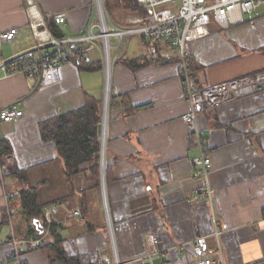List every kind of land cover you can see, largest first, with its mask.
<instances>
[{
  "label": "crops",
  "instance_id": "crops-1",
  "mask_svg": "<svg viewBox=\"0 0 264 264\" xmlns=\"http://www.w3.org/2000/svg\"><path fill=\"white\" fill-rule=\"evenodd\" d=\"M35 3L45 22L69 38L84 32L93 10V0ZM104 3L119 28L147 12L132 0ZM51 16H62L65 24L54 25ZM14 29L15 40L0 45L4 60L33 48L36 41L24 0H0V33ZM190 35L188 64L199 86L264 72V12L227 30L211 22ZM141 41L125 40L111 69L99 188L83 174L68 179L55 142L43 140L40 131L42 122L81 108L89 97L101 102L103 115L106 82L99 53L91 54L90 67L62 65L58 82L48 86L23 75L2 78L0 72V108L16 103L23 110L17 122L0 124L11 170L0 181V264H7L4 255L11 250L3 195L16 191L19 195L7 206L14 211L11 223L18 239L36 238L42 210L63 205L52 214L51 226L60 243L52 245L50 230L44 246L23 249L26 264H67V259L97 264L102 255L112 259L113 248L120 261H127L153 250L149 236L156 238L154 247L163 257L152 264H194L196 236L206 237L215 264L221 259L224 264H264V90L199 115L212 165L207 179L214 190L212 203H206L196 198L202 181L195 178L192 161L199 150L181 121L189 107L177 60L172 55L152 59ZM2 45H7L4 52ZM5 159L2 155L1 163ZM25 192L33 193L34 205L23 198ZM73 209L81 217L71 216Z\"/></svg>",
  "mask_w": 264,
  "mask_h": 264
},
{
  "label": "built area",
  "instance_id": "built-area-1",
  "mask_svg": "<svg viewBox=\"0 0 264 264\" xmlns=\"http://www.w3.org/2000/svg\"><path fill=\"white\" fill-rule=\"evenodd\" d=\"M136 3L146 10L147 14L131 19L130 26L119 28L110 22L104 8V0H93V10L84 32L75 38H56L38 12L35 0H24L28 25L36 43L33 48L9 59L4 60L0 57L2 78L23 75L36 79L40 86H48L58 82L59 67L65 64L89 66L93 63L91 54L98 52L105 75L106 91L112 66L125 40L132 37L141 38L145 53L154 60L174 56L178 66L177 76L189 107L188 112L182 115L181 121L188 127L199 150V155L192 161L197 169L194 176L202 181L196 198L212 203L214 190L207 179L212 170L211 158L198 127V117L205 108L218 107L264 90V72L227 82L199 86L189 69L186 46L192 30L204 28L211 22L227 30L231 26L252 21L264 12V0H136ZM51 18L56 25L65 24L62 16H51ZM17 31L14 29L0 33V45L11 42ZM22 117L23 110L16 103L0 108V124L17 122ZM99 127L98 139L103 146L104 118H101ZM1 157L0 153V181L3 183L4 178L11 174V170L7 156H4L6 158L4 163H1ZM18 195L17 191L3 195L7 224L11 229V250L4 255L7 264H26L21 255L23 249L34 250L44 244L50 235L52 214L63 206L51 205L42 210L43 227L39 237L18 239L11 223L14 211L7 206L9 200ZM103 212L109 224V207L104 194ZM70 214L73 217H81L79 209H73ZM156 241L154 236H149L148 243L153 246V250L127 261H120L113 248L112 259L102 255L97 264H152L156 259L163 260L162 252L154 247ZM193 256L194 264H215L210 256L205 236L194 238ZM220 264H224L222 259Z\"/></svg>",
  "mask_w": 264,
  "mask_h": 264
},
{
  "label": "trees",
  "instance_id": "trees-1",
  "mask_svg": "<svg viewBox=\"0 0 264 264\" xmlns=\"http://www.w3.org/2000/svg\"><path fill=\"white\" fill-rule=\"evenodd\" d=\"M132 1L136 6V0ZM106 7L107 5L105 4ZM140 9L142 8L140 7ZM145 13L147 14V12ZM53 24L55 25V23ZM48 27L56 38L63 37V34L55 31L52 25L48 24ZM91 65L93 64L89 66L80 65V68L90 67ZM113 99L112 97L110 105ZM100 121L101 102L89 97L81 108L58 115L55 118L42 122L40 125L42 139L55 142L57 151L63 160L67 178L83 174L87 181L93 182L95 187L98 188L100 167V143L98 137ZM0 153L4 156L9 155L8 148L3 143H0ZM33 196V193H23V198L31 206L34 205ZM36 210L39 211V208H36ZM42 227L41 225L37 237L40 236ZM51 236L54 238L52 245L58 246L60 241L56 239V230L53 227L51 228ZM56 251H58V248ZM66 261L67 264H77L74 259H67Z\"/></svg>",
  "mask_w": 264,
  "mask_h": 264
},
{
  "label": "water",
  "instance_id": "water-1",
  "mask_svg": "<svg viewBox=\"0 0 264 264\" xmlns=\"http://www.w3.org/2000/svg\"><path fill=\"white\" fill-rule=\"evenodd\" d=\"M108 102L109 99L106 100V97H104L102 118H104L106 108L108 110ZM104 168H105V158H104V145H103L101 146V151H100V178L102 182L104 181Z\"/></svg>",
  "mask_w": 264,
  "mask_h": 264
},
{
  "label": "bare ground",
  "instance_id": "bare-ground-1",
  "mask_svg": "<svg viewBox=\"0 0 264 264\" xmlns=\"http://www.w3.org/2000/svg\"><path fill=\"white\" fill-rule=\"evenodd\" d=\"M108 94H109V82L107 84V89H106V100L108 99ZM107 114H108V112H107V108H106L105 115H104V133H103V139H104V137L106 135V131H105L106 130V127H105V124L107 122Z\"/></svg>",
  "mask_w": 264,
  "mask_h": 264
},
{
  "label": "rangeland",
  "instance_id": "rangeland-1",
  "mask_svg": "<svg viewBox=\"0 0 264 264\" xmlns=\"http://www.w3.org/2000/svg\"><path fill=\"white\" fill-rule=\"evenodd\" d=\"M105 4H106V3H105ZM104 6H105V5H104ZM104 8H105V7H104ZM105 11H107L106 8H105ZM107 16H108V18H111V17L108 15V13H107ZM109 20H110V19H109ZM110 22H111V21H110ZM113 24H114V23H113ZM114 25H115V24H114ZM133 39H136V38H133ZM14 40H15V39H14ZM14 40H13V41H14ZM13 41H12V42H13ZM10 43H11V42H10ZM112 43H113V40H112ZM8 44H9V43H8ZM6 47H7V45H2L1 48H2V51H3V52L6 50ZM101 117H102V115H101ZM100 151H101V150H100Z\"/></svg>",
  "mask_w": 264,
  "mask_h": 264
}]
</instances>
